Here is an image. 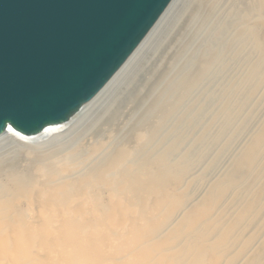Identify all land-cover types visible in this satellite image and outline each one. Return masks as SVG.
Segmentation results:
<instances>
[{"label": "bare ground", "instance_id": "1", "mask_svg": "<svg viewBox=\"0 0 264 264\" xmlns=\"http://www.w3.org/2000/svg\"><path fill=\"white\" fill-rule=\"evenodd\" d=\"M263 84L264 0H172L69 121L0 134V264H264V118L196 169Z\"/></svg>", "mask_w": 264, "mask_h": 264}, {"label": "water", "instance_id": "2", "mask_svg": "<svg viewBox=\"0 0 264 264\" xmlns=\"http://www.w3.org/2000/svg\"><path fill=\"white\" fill-rule=\"evenodd\" d=\"M172 0H0V134L37 135L107 84Z\"/></svg>", "mask_w": 264, "mask_h": 264}, {"label": "rangeland", "instance_id": "3", "mask_svg": "<svg viewBox=\"0 0 264 264\" xmlns=\"http://www.w3.org/2000/svg\"><path fill=\"white\" fill-rule=\"evenodd\" d=\"M178 13L177 15L173 17L172 19L173 22H177V20L179 19L181 11H178ZM170 24L171 22L168 23L166 28L163 29L162 34L160 35L161 36L160 39L168 38L171 32ZM156 46L157 45L155 44L154 48H156ZM151 55L153 56L154 52H151ZM146 63H148V60L146 61ZM144 67L147 68V64H145ZM144 67L139 68L137 65L136 67L137 69L135 68L132 74L137 76L139 74L145 73L143 72L145 71ZM247 95L245 94V96H242L244 98L239 99L238 102L235 103L236 107L235 106L233 107L234 111L232 110L233 117H231V119L232 121H236L234 123L235 125L237 124L235 129L239 130V132L238 131L236 132L234 130V134L232 132L229 133L227 129L229 127L233 128L235 125L234 124H230L227 126L224 125L225 118L221 117L218 119L217 123L215 124L213 128V132L208 136L207 140L202 145L201 152L203 150V157L201 158L202 160L200 161L198 160L196 169L201 170V171L204 170L205 174L208 175V177H210L212 174H215V173H221L225 168L229 166L232 158L238 155L237 153L241 151L240 149H242L246 141L250 138L251 136L250 133L252 131L254 132L257 130L256 128H258V126L260 125L259 122H261L262 119L264 118V84L260 87V89L258 90L256 94L254 95L247 94ZM249 96L251 98V99L250 98L248 99L249 102L248 100L245 101V98L247 99V97ZM241 104L243 105L242 107H241ZM235 108L237 109V111ZM238 109H240L239 110L240 112L238 111ZM239 119H241V121ZM215 133L219 134L220 137L218 138V140L216 141L214 140V142H212L213 139H211L212 138L211 135ZM213 155H218V158H216V160L214 161V163L211 165L210 168L204 169V167H206L205 165L209 164V161ZM212 166H213V170L211 172L209 170L212 168Z\"/></svg>", "mask_w": 264, "mask_h": 264}]
</instances>
